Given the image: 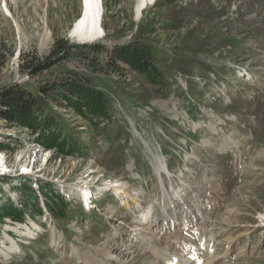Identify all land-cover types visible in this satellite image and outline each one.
Listing matches in <instances>:
<instances>
[{
	"label": "rangeland",
	"instance_id": "obj_1",
	"mask_svg": "<svg viewBox=\"0 0 264 264\" xmlns=\"http://www.w3.org/2000/svg\"><path fill=\"white\" fill-rule=\"evenodd\" d=\"M138 1L103 0L106 36L91 43L105 48L74 49L32 75L21 68L23 57L46 58L58 37L79 42L69 31L82 0H0V43L13 51L0 87L18 83L45 97L64 133L78 139L76 151L65 156L39 142L38 132L0 118V206L24 211L22 218L0 217V264H96L97 257L101 264H151L154 256L137 252L138 242L126 250L112 240L115 227L126 224L122 232L129 236L139 226L128 214L138 199L127 208L113 190L105 191L111 184H101L121 178L130 183L128 193L138 188L146 207H158L152 246L175 237L181 247L210 249L220 256L217 264H264V0H156L137 19ZM135 40L155 47L158 81L115 58L116 45ZM71 72L87 75L104 93L109 118L82 117L38 92ZM37 151L42 157L33 164ZM155 155L171 167L169 176L157 175L161 157ZM91 167L99 169L92 187L99 199L86 208L80 196L91 204L92 188L82 192ZM167 190L175 206L168 213H178L173 219L164 210ZM56 200L52 211L47 203ZM183 206L191 211H180ZM192 215L197 221L189 225ZM210 232L218 233L217 244H209ZM242 232L238 248L245 257L224 260L228 238Z\"/></svg>",
	"mask_w": 264,
	"mask_h": 264
},
{
	"label": "trees",
	"instance_id": "obj_2",
	"mask_svg": "<svg viewBox=\"0 0 264 264\" xmlns=\"http://www.w3.org/2000/svg\"><path fill=\"white\" fill-rule=\"evenodd\" d=\"M84 47L100 48L104 45L71 42L65 37H58L46 58L40 59L33 56L25 59L23 57L21 68L32 75L39 74L70 58L74 49ZM12 52L11 47L6 43H0V75L8 61V53L11 55ZM114 53L116 59L126 62L133 70L147 79L154 82L160 79L162 74L153 61L155 47L152 44L135 40L129 44L116 45ZM90 80L85 74L71 72L61 80L57 79L41 85L38 92L58 101L61 106L73 107L82 117H87L90 113L98 117L109 118V100ZM0 118L11 126H25L38 132L37 140L39 142L43 143L46 148H55L62 155L66 156L76 151L78 139L74 138L72 134L64 133L62 126L66 125L60 122L59 117L46 106L45 97L21 84L14 83L0 87ZM0 147L5 148V144L0 143ZM25 186L32 189L27 183ZM42 189L46 195L47 192L44 191V188ZM60 196L62 195L57 193V198ZM47 204L52 211L59 206L57 200L54 205H50L49 202ZM23 213V210L17 209L13 205L3 204L2 207L0 206V217L22 218Z\"/></svg>",
	"mask_w": 264,
	"mask_h": 264
},
{
	"label": "bare ground",
	"instance_id": "obj_3",
	"mask_svg": "<svg viewBox=\"0 0 264 264\" xmlns=\"http://www.w3.org/2000/svg\"><path fill=\"white\" fill-rule=\"evenodd\" d=\"M155 2H156V0H139L138 3L136 4V7H135L136 18L138 19L142 15L143 10L149 4H152ZM103 16H104L103 0H82V12L77 17V19L74 21L72 28L69 31L70 37L74 38L76 41L85 40V41H91V42H94L96 40L104 38L106 36V30H105L104 25H103ZM156 156L161 157L160 155H155V157ZM33 157H34L33 164H36L37 162L40 161L42 155H41V153H39V151H37L33 155ZM155 161H156V164H154V170L156 171L157 175L159 176V173L163 172L166 168H164L162 165L163 164L162 157L160 159L156 158ZM165 161H166V163L168 162L166 159H165ZM33 166H32V170L34 168ZM169 166L170 165H168V167ZM170 168L171 167L167 168L168 171H170ZM97 170H99V169L91 167L90 169H88L86 171L85 175L83 174L84 175V177L82 176L83 181H84L83 187H85L86 190H82V192H84V191L89 192L91 190V188L94 185H96V183H97L96 180H98V179L100 180V175H99V177L96 176ZM180 171H181V173L185 174L184 170H180ZM175 175L178 178L181 177L178 174H175ZM173 182L174 181L169 180V183H173ZM101 184L103 186L111 184L108 187H106V189L110 188L111 190H113V192L119 198H122L123 200H125V202L123 204L127 208H128V205H126V204L130 203V201H133L131 199H133V198L138 199V200H136L137 202L133 204L134 209L128 208V214H132L133 216H135L136 220L139 223V226L132 229L133 235L131 233V235H129V236L123 235V232H122V229L125 228L126 224L121 225L119 228L115 227L114 228L115 232L112 234V240L115 243H117L116 245H118L119 247H122V248H126V250H129L132 246H134L133 245L134 243L138 242L136 244V246L139 247V250H137V252L141 251L144 253L143 255H145L148 251H150L152 253V255L154 256L151 264H159L160 261H163V260L165 261V264H217V259L220 256H216L215 253L212 254L210 249L203 248L204 250H200L199 248L194 247V245H192V243L186 244L185 246L181 247L180 240L178 238H175V237H171L169 240V243L166 246L159 247V244H157V246L156 245L152 246V243L151 242L149 243V241L154 237V234L157 233L156 229L158 227L159 220H160L159 216L156 213V211L158 210V207H155L154 209L151 207H146L143 203V200H141V198H142L141 196H143V193L138 188L131 187V189H133L131 191L132 193L131 194L128 193L127 186L130 187V183L127 182L126 180H124L123 178L114 179L113 181L103 180L101 182ZM164 184H166V183H164ZM94 191H95L94 188H92V190L89 193L92 195ZM168 192L169 191L167 190V192H165L164 195H162V197L165 199L164 210H165L166 214H168V217H171V219H173V217L175 215H177L178 213H174L175 211L173 212V214L168 213L169 210L171 212V209L173 210V208L175 207L174 205H172V200L168 198ZM183 194H185V192L184 193H178L176 195V198L173 200V204L179 205V201H181L185 198V196H183ZM140 204H142V206ZM183 207H180V211H184V212L191 211V209H189V210L187 209L188 207H184V208ZM132 210H133V212H132ZM193 212H192V214L196 213L195 210ZM230 216H231V214H230ZM183 217H185V216L183 215ZM160 218H163V220H164L166 218V216L160 217ZM196 218L197 217L195 215L192 217V219L189 218L190 219V221H188V222H190L189 225L191 224V222L197 221ZM263 218H264V216H263ZM189 219L187 217V220H189ZM152 228H154V229H152ZM244 233L245 232H242L236 236L228 238L229 239L228 249L226 251V254L223 255L224 260L225 259L226 260H230V259L241 260L245 257V254H246L245 249L238 248L239 243L242 240V235ZM22 234H24V232H22ZM117 234H119V236ZM202 236H203V234L201 235L200 239H203ZM134 237L136 238L135 242H134V239H135ZM218 238H219L218 233L210 232V236L208 237V239L210 241L209 244L210 245H213L215 243L217 244ZM172 245H173V247H176L175 251H173V252L170 250V247ZM208 247H210V246L208 245ZM102 253H103V255H106V256L110 255V252L108 251V249L106 247H104V250ZM139 254L142 255V253H139ZM114 257H115V255H114ZM177 257H178L179 261L176 260ZM106 259H108V258H106ZM92 260H93V258H92ZM94 260L95 261H93V262H95L96 264H101V262H102V259L100 258V260H99L98 257ZM108 260L109 261H107V262L104 261V264H112V260L111 259H108ZM82 261L89 262V260H87V259L84 260L83 258H82ZM121 262H123V260H121L120 263ZM89 263H91V262H89ZM120 263H118V264H120Z\"/></svg>",
	"mask_w": 264,
	"mask_h": 264
},
{
	"label": "water",
	"instance_id": "obj_4",
	"mask_svg": "<svg viewBox=\"0 0 264 264\" xmlns=\"http://www.w3.org/2000/svg\"><path fill=\"white\" fill-rule=\"evenodd\" d=\"M80 43H91V41H85V40H82V41H79Z\"/></svg>",
	"mask_w": 264,
	"mask_h": 264
}]
</instances>
